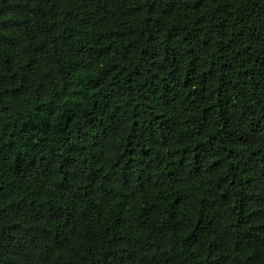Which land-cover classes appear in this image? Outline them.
I'll use <instances>...</instances> for the list:
<instances>
[{"label":"trees","instance_id":"1","mask_svg":"<svg viewBox=\"0 0 264 264\" xmlns=\"http://www.w3.org/2000/svg\"><path fill=\"white\" fill-rule=\"evenodd\" d=\"M0 264H264V0H0Z\"/></svg>","mask_w":264,"mask_h":264}]
</instances>
